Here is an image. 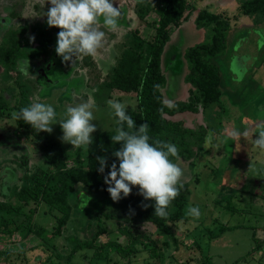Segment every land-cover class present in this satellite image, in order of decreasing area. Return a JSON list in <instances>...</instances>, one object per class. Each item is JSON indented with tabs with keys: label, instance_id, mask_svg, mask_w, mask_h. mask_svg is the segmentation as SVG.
Instances as JSON below:
<instances>
[{
	"label": "rangeland",
	"instance_id": "1",
	"mask_svg": "<svg viewBox=\"0 0 264 264\" xmlns=\"http://www.w3.org/2000/svg\"><path fill=\"white\" fill-rule=\"evenodd\" d=\"M188 1L194 3L197 9L187 21L173 30L172 41H177L179 36L185 39L180 40L176 47L177 50L181 52L188 45L200 44L206 40V29L197 28L194 24L199 10L205 9L225 19L228 18L232 34L228 45L229 55L220 60L224 87L221 89L220 103L213 104L204 111H201L199 106L195 115L186 113L173 118L174 120H185V126L188 128L199 123L205 124L204 126L211 124L213 127L208 128L200 148L193 147V151H196L194 159H179L176 162L183 170L181 183L189 184L191 194L185 209L186 222L175 225L173 229V226H170L178 244L176 249L174 245L173 248L170 247L171 257L174 259H165L164 264H264V244L262 246L258 239L264 222L263 214L258 211L262 210L263 206L255 205L256 208L251 206L258 200V197L256 201L251 198L255 191L258 193L259 190L261 194H264V186L256 185L253 178L256 169H261V171L264 169V151L259 150L253 144V140L256 139L255 135L264 126V65L256 64L258 60L260 62L259 52L264 46V23L260 26H253L251 19L239 13L237 0ZM113 2L122 13L125 11L126 25L118 26L116 31H110L100 23L99 29L105 32V39L97 55L91 57V66L83 64L82 57L76 61L74 67L71 62L60 63V57L55 53L52 67L44 74H48L49 78L44 76L43 83H41L42 81L37 80L36 77L40 69H46L43 66L38 67L42 63L41 60L21 61L18 65L26 79L23 78V81L29 87L33 86L30 94L31 104L41 102L51 105L57 113L58 121L65 116L69 106H76L91 98L95 105L93 109L95 117L93 123L97 127L95 133L110 129L115 124L114 111L107 102L117 101V97L126 96L113 91L107 100V88L100 91L102 95L100 101H95L92 96L97 85L105 80L109 68L120 56L126 39L125 35L138 31L140 37L148 39L154 33L153 28L146 27L145 23L135 15L133 8L136 4L135 0H113ZM50 6L47 0H0V18L13 11L15 13L13 28L19 25L20 27L28 26L30 23V25L51 29L45 15ZM154 18L155 16H152V19ZM5 29L6 27H0V37ZM35 29L34 26L33 30ZM30 36L31 33L28 31L23 37L29 38ZM17 37L20 36L17 34ZM23 37H20V40ZM20 43L24 44L22 40ZM32 43L36 45L33 39ZM60 65L66 70L71 68L69 78L66 79L65 75L58 73ZM253 70L254 74L249 75ZM2 72L0 67V88L2 89L0 97L7 102L9 109L1 112L3 118L0 120V203L8 202L10 206L16 207L19 203L17 199L8 195L7 197L4 193L5 188L11 189L12 185L21 184L20 180L25 167L24 159L30 170L39 166L46 167L47 164L37 147H34L32 142L25 140L22 134L16 131L17 127L12 113L16 112L18 92L14 81L4 83ZM10 75L15 77L16 73H10ZM80 76L84 81L82 86L77 79ZM166 77L168 80L169 75L166 74ZM47 78L51 83L54 82L52 87L47 86V83L49 84L45 81ZM188 88L189 86L182 85L178 101L188 99ZM178 90L179 85L176 91L172 85L169 87V91L175 95ZM122 104L127 105V102ZM52 127L53 131L49 133L50 136L65 148L69 147L71 144L61 140L63 132L59 124ZM246 130L249 131L247 137L232 135L233 132L243 133ZM209 133H212L211 139H209ZM234 153L237 154L238 162ZM247 160L251 164L248 165ZM262 198L264 200V196ZM84 201L82 200V203ZM189 207L200 209L199 218L188 214ZM33 208H35L34 204L27 205L24 215H28L26 210ZM44 210L43 206L35 208L32 227L36 231L43 230L45 238L50 239L49 247L45 246V249L39 246L32 249L39 244L35 234H30L25 238L17 232L7 238L0 233V252L9 253L7 257L2 256V260L0 256V264H44L46 259L51 260L46 264H52V262L57 264L55 256L60 255L63 261L62 257L68 255L75 247V243H72L69 238L75 236L79 242L90 241L93 238L94 225H88V219L86 220L83 214L78 213L74 208L67 221L60 226L55 219L42 216L41 213ZM101 220L107 230L115 229V221L104 218ZM15 222L21 224L24 223V219L15 218ZM93 222L90 221V223ZM138 228L142 233L151 234L152 239H163L155 233L156 227L151 224L143 223L138 225ZM107 239L108 234H102L94 243L101 246ZM254 241L259 244L257 252L260 251V255L258 256L255 253L251 254L249 249ZM110 256L112 259L107 264H115L114 261L127 264L125 259L119 260L113 254ZM142 261L143 257L136 260L137 264H142ZM74 262L88 264L87 261L78 259V257L74 259Z\"/></svg>",
	"mask_w": 264,
	"mask_h": 264
},
{
	"label": "trees",
	"instance_id": "2",
	"mask_svg": "<svg viewBox=\"0 0 264 264\" xmlns=\"http://www.w3.org/2000/svg\"><path fill=\"white\" fill-rule=\"evenodd\" d=\"M237 1L239 13L251 19L253 26L264 23V0ZM135 3L133 5L135 15L145 23L146 27L153 28L154 33L148 39L140 37L138 31L125 35L126 39L120 56L111 65L105 80L97 85L92 96L95 101H100L102 99L100 91L104 88L108 89L107 100L113 91L120 95L125 94L126 96L117 97V101L127 102V105L125 104L127 113L137 126L143 123L149 125L150 143L157 139L171 142L177 146L180 159H194L196 151H193V147L198 148L203 143L208 128L213 126L211 124L204 126L205 124L199 123L188 128L185 126V120L173 118L186 113L195 115L199 106L201 111H204L205 108L220 103L221 89L224 88L220 60L229 55L231 24L228 18L225 19L219 14L205 9L198 11L194 19L195 27L205 28L207 37L203 43L187 44L188 46L181 51V81L178 92L171 99L167 95L166 74L168 73L163 60L167 58L166 52L169 48H176L180 40H185L184 37L179 36L177 41H172L173 30L187 21L197 8L188 0H135ZM152 16L155 18L152 19ZM101 24L103 25L102 18ZM118 25H126L125 11L121 12ZM34 26L35 30H33ZM261 29L263 30L262 27ZM6 30L8 33L3 35L4 40H0V51H2L0 67L3 71L4 83H9L11 80L15 83L18 92L16 112H19L22 107L31 105L30 94L33 86L29 87L23 81L24 76L18 65L21 61L41 60L42 63L38 67L43 66L46 69H40L36 74L37 80L42 81L44 76L49 78L48 74L43 75L42 72H46L53 65L57 35L60 30L38 25L19 26L14 29L6 27ZM28 31L31 36L23 37ZM17 34L23 37L21 40L24 44L20 43L21 40ZM176 36L178 37V34ZM32 37L36 45H33ZM91 57L83 56V64L91 66ZM259 57H261L260 62L258 60L256 64L264 65V46L259 52ZM60 63H62L61 58ZM58 68L57 71L62 76L65 75L66 79L70 77L71 68L66 70L61 65ZM32 69L35 68L32 67ZM10 73H16V76L12 77ZM251 74H254V70L249 75ZM48 78L45 80L49 82L47 86L52 87L54 82L51 83ZM77 79L82 86L83 77L80 76ZM182 85L189 86L186 101H178ZM7 109H9L7 102L0 97V120L3 118L1 112ZM114 119L115 124L112 128L93 134L92 145L80 147L70 145L67 148L53 139L49 133L39 132L25 124L23 120L13 119L17 127L16 131L37 147L38 152L45 158L47 166L34 167L30 170L24 159L25 167L20 180L21 184L12 185L11 189L5 188V196L14 197L19 203L16 207L10 206L8 202L0 203V233L2 235L10 238L20 232L21 237L26 238L30 234H35L39 244L32 249L39 246L46 249L45 246L50 244V239L45 238L43 230L36 231L32 227L35 208L43 206L45 212L43 211L41 215L55 219L59 226L67 221L74 208L78 213L83 214L86 220L88 219V225H94V235L90 241L83 242H79L75 236L69 238L72 243H75V247L68 255L62 257L63 261L60 255L55 256L57 264H76L74 262L76 257L87 261L88 264H107L112 259L111 254L119 260L125 259L127 264H137L136 260L139 257H143L142 264H164L165 259H174L171 257L170 247L173 248L174 245L176 249L178 243L172 229L175 225L186 222L185 209L191 194L189 184L182 182L183 187L167 209L166 218L154 215V202L145 201L139 195L137 187L132 188L127 198L114 202L104 183V177L108 174L111 164L115 162L118 166V160L113 156V152L121 147L120 144H114L111 140L119 126L115 115ZM124 127L127 130V126ZM97 157L107 158L108 167L103 174L97 170L99 168ZM171 159L174 163L178 161L175 158ZM190 164L193 165V163ZM89 197L91 199H88ZM82 200L85 201L82 203ZM29 204H34L35 208L26 210L28 215L25 216L24 210ZM19 217L24 219V223L16 224L15 218ZM101 218L115 221V229L107 230ZM90 221L94 222L90 223ZM143 223L155 226V233L163 239H152L151 234L142 233L138 225ZM170 226H173L172 229ZM102 234H108L107 241L101 246L95 245V240ZM8 254L7 251H1V260L2 256L7 257ZM47 261L51 262L50 259H46L44 264ZM114 263L119 264L116 261ZM52 264L55 263L52 262Z\"/></svg>",
	"mask_w": 264,
	"mask_h": 264
},
{
	"label": "clouds",
	"instance_id": "3",
	"mask_svg": "<svg viewBox=\"0 0 264 264\" xmlns=\"http://www.w3.org/2000/svg\"><path fill=\"white\" fill-rule=\"evenodd\" d=\"M47 3L51 5L45 14L47 24L50 28L60 30L55 51L62 62H71L73 67L79 58L96 56L103 47L105 32L99 29L101 18L103 26L110 31L118 29L121 11L114 6L113 0H47ZM107 103L118 118L119 125L111 140L121 145L119 150L113 152L118 166L113 162L104 177L107 192L114 202H119L131 194L132 188L137 187L145 201L154 202V215L166 218L167 209L183 187V170L171 159H180L177 146L159 139L150 143L147 123L137 126L124 104L116 100ZM94 107V101L89 98L86 102L69 106L65 116L58 121L57 113L51 105L35 102L22 107L19 112H13L12 118L23 120L32 129L45 133H51L52 126L59 124L63 132L62 142L73 147L90 146L93 144V133L97 131L93 123ZM232 135L247 137L249 131L233 132ZM255 136L254 146L264 151V126ZM211 137L212 133H209V139ZM97 162V170L103 174L108 167L107 158L97 157ZM188 214L199 218L201 213L198 207H189Z\"/></svg>",
	"mask_w": 264,
	"mask_h": 264
},
{
	"label": "water",
	"instance_id": "4",
	"mask_svg": "<svg viewBox=\"0 0 264 264\" xmlns=\"http://www.w3.org/2000/svg\"><path fill=\"white\" fill-rule=\"evenodd\" d=\"M166 53L167 58L163 60V64L169 75L167 95L172 99L175 94L169 91V87L172 85L176 91L181 81V52L176 48H169ZM42 74L44 75L45 72H42Z\"/></svg>",
	"mask_w": 264,
	"mask_h": 264
},
{
	"label": "crops",
	"instance_id": "5",
	"mask_svg": "<svg viewBox=\"0 0 264 264\" xmlns=\"http://www.w3.org/2000/svg\"><path fill=\"white\" fill-rule=\"evenodd\" d=\"M253 155L255 154V153H252ZM234 157H235V159H236V161L238 162V159H237V154H235L234 153ZM250 159H252V156H250ZM247 162V164L249 165V164H251V162H249L248 160L246 161ZM256 164V163H255ZM264 168V167H263ZM263 171H264V169H262ZM263 171H261V169H256V171H255V174H253V178H254V180H255V183H256V185L258 184V186H264V173H263ZM256 173H258L259 175H257ZM244 174V173H243ZM247 176H248V174H247ZM264 196V194L262 193L261 194V192H259V190H258V193L255 191V193H254V195L251 197L252 198V200H254V201H256V197H258L257 199V202L255 203V204H253V205H251V206H253L254 208H256V206L258 205V206H263V209L262 210H260V211H258L260 214H263V216H264V200H263V197ZM256 205V206H255ZM251 206H249V207H251ZM257 206V207H258ZM263 227H264V222H263V225H262V228H261V232H260V236H259V242H261V244H262V246H263V242L261 241L262 239H261V237H262V231H263ZM258 241V240H257ZM257 241H254V243H253V246L251 247V248H249L250 249V252H251V254H256L257 256L258 255H260V251L259 252H257L258 250H259V244H258V242ZM239 260V259H238ZM237 260V261H238ZM234 264V263H233Z\"/></svg>",
	"mask_w": 264,
	"mask_h": 264
},
{
	"label": "flooded vegetation",
	"instance_id": "6",
	"mask_svg": "<svg viewBox=\"0 0 264 264\" xmlns=\"http://www.w3.org/2000/svg\"><path fill=\"white\" fill-rule=\"evenodd\" d=\"M13 11H12V13H11V11L9 12V15H7V16H2L1 18H0V27H3V28H5V27H12V22H13V17H14V15H13ZM17 13V12H16ZM15 14V13H14ZM39 23V22H38ZM28 25H30V23L28 24ZM20 26V25H19ZM14 29V28H13ZM5 33H8V30H4V32H3V34L1 35V40H4L3 39V35L5 34Z\"/></svg>",
	"mask_w": 264,
	"mask_h": 264
},
{
	"label": "built area",
	"instance_id": "7",
	"mask_svg": "<svg viewBox=\"0 0 264 264\" xmlns=\"http://www.w3.org/2000/svg\"><path fill=\"white\" fill-rule=\"evenodd\" d=\"M261 241L264 243V227H263V231H262V237H261Z\"/></svg>",
	"mask_w": 264,
	"mask_h": 264
}]
</instances>
